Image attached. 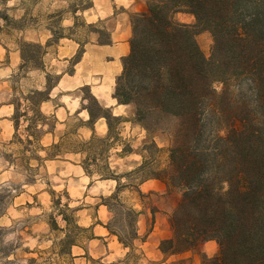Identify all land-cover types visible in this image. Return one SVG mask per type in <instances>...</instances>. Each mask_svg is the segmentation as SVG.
I'll list each match as a JSON object with an SVG mask.
<instances>
[{
    "label": "rangeland",
    "instance_id": "rangeland-1",
    "mask_svg": "<svg viewBox=\"0 0 264 264\" xmlns=\"http://www.w3.org/2000/svg\"><path fill=\"white\" fill-rule=\"evenodd\" d=\"M147 1L0 0V264H202L217 254L215 240L161 253L181 197L158 176L170 135L147 134L112 98L130 16ZM173 21L195 24L185 12ZM195 40L209 59L211 34ZM93 99L122 117L109 137L88 123Z\"/></svg>",
    "mask_w": 264,
    "mask_h": 264
},
{
    "label": "trees",
    "instance_id": "trees-1",
    "mask_svg": "<svg viewBox=\"0 0 264 264\" xmlns=\"http://www.w3.org/2000/svg\"><path fill=\"white\" fill-rule=\"evenodd\" d=\"M177 12L195 24L175 23ZM130 24L112 98L132 106L128 121L147 134L170 135L158 176L181 192L159 250L175 256L215 240L217 254L202 264H264V0H149ZM200 31L212 36L209 59ZM92 101L88 123L105 122L109 137L122 117Z\"/></svg>",
    "mask_w": 264,
    "mask_h": 264
},
{
    "label": "crops",
    "instance_id": "crops-1",
    "mask_svg": "<svg viewBox=\"0 0 264 264\" xmlns=\"http://www.w3.org/2000/svg\"><path fill=\"white\" fill-rule=\"evenodd\" d=\"M190 15H191V14H190ZM98 121H100V120H98ZM102 124H103L104 127L106 126L105 122L102 123ZM150 181H156V180H150ZM156 230H157V226L155 225V226L153 227V232H152V234L155 233ZM151 239L153 240V238H151ZM149 240H150V239H149V237H148V242H147V243H149ZM147 243H146V244H147Z\"/></svg>",
    "mask_w": 264,
    "mask_h": 264
}]
</instances>
